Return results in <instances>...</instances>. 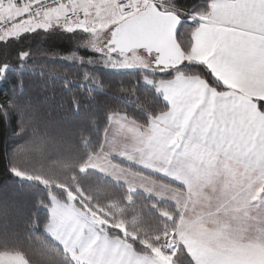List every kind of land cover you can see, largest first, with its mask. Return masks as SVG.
Listing matches in <instances>:
<instances>
[{
  "label": "trees",
  "instance_id": "trees-1",
  "mask_svg": "<svg viewBox=\"0 0 264 264\" xmlns=\"http://www.w3.org/2000/svg\"><path fill=\"white\" fill-rule=\"evenodd\" d=\"M172 2L201 15L209 10L210 0ZM53 13L58 21L0 40V68L7 67L0 78V251L20 253L28 264H78L45 229L49 195L68 200V190L76 189V203L82 192L92 205L105 206L107 221L118 210V217L127 219V234L136 237L135 247L143 250L142 234L162 238L176 228V205L131 192L98 172H82L81 165L100 149L112 114L146 125L168 109L156 85L145 82L147 77L156 82L183 73L201 76L218 90L226 87L195 61L165 73L108 68L104 49H92L87 32L64 25L62 14ZM198 24L185 20L179 29L184 54ZM258 102L264 109V100ZM16 170L37 179L20 177ZM108 231L123 233L110 225ZM174 261L194 264L182 244Z\"/></svg>",
  "mask_w": 264,
  "mask_h": 264
},
{
  "label": "crops",
  "instance_id": "crops-1",
  "mask_svg": "<svg viewBox=\"0 0 264 264\" xmlns=\"http://www.w3.org/2000/svg\"><path fill=\"white\" fill-rule=\"evenodd\" d=\"M209 11L198 17H208ZM203 28L199 22L185 59L204 64L226 89L218 90L197 75L178 73L159 79L156 87L168 109L151 120L148 132L120 115H112L105 144L109 145L120 128L122 132L132 128L141 141L138 147L129 148L138 159L126 158L128 162L180 181L185 193L192 190V185H201L206 196V188H218L222 191L218 203L225 202V188L233 182L228 195L232 213L217 214L227 219L232 243L218 237L219 244L207 240L202 248L214 249L207 255L219 264L222 259L228 264H264V109L258 102L264 100V49L231 63L217 64L205 55L208 42ZM153 193L174 201L167 193ZM48 231L56 234L57 229ZM0 264L28 262L20 253L0 252Z\"/></svg>",
  "mask_w": 264,
  "mask_h": 264
},
{
  "label": "rangeland",
  "instance_id": "rangeland-1",
  "mask_svg": "<svg viewBox=\"0 0 264 264\" xmlns=\"http://www.w3.org/2000/svg\"><path fill=\"white\" fill-rule=\"evenodd\" d=\"M149 1H154L164 11L176 12L183 18V21H194L200 16L198 13L188 12L175 6L172 0H132L127 6H119L118 0H83L73 6L79 14L80 26L77 28L87 32L89 36L87 43L92 49H104L106 53L105 63L108 68L115 70L142 68L157 73L174 70L173 68L156 66L153 63L156 54H148L144 49H135L130 52H107L106 46L113 27L144 8ZM22 12L21 8L12 5L2 6L0 8V21L6 20L7 17H16ZM55 15L56 13L50 12L39 19H28L20 24L12 23L3 29L4 31L2 30L0 40H7L26 30L46 27L49 22L58 21L55 19ZM63 24L66 25L65 21ZM6 69V65L0 68V78L3 77ZM145 82L156 85L152 77H147ZM112 115H120L134 123L139 129L142 128V132H148L151 121L144 125L121 113ZM109 125L110 121L108 127ZM121 129L116 131L114 138L109 139V145L105 144L104 138L100 149L90 154L83 162L80 167L81 171L98 172L126 185L131 192H144L154 196V191L161 195L171 193L169 190L175 191L168 194L174 201L164 200L175 204L180 213L176 228L170 234H164L162 238L152 234H142L141 237L145 239L144 241L141 240L144 249L142 250L140 247L137 249L136 244L133 243L136 237L127 234V219L119 218L118 210L113 213L116 218L109 222L105 218V206L101 208L94 204L93 206L90 199L81 195L82 192H80V203H76L74 197L77 193L76 189L74 192L68 190V200L61 199L57 193L49 195L50 216L45 226L46 232L56 242V239L61 241L58 243L64 248L66 254L78 264H186L174 261L180 244L185 247L194 264H219L215 258L207 255V252L212 254L214 249L202 248V243H207L209 240L214 245L219 244L218 237H223L222 240L226 244L232 243V230L228 226L227 219L221 218L217 214L218 211H223L222 214L232 213L233 204L228 195L231 194L234 183L230 181V186L225 188L229 192L223 194L225 195L224 203H218L222 191L220 192L215 187L206 188L208 189L207 196L205 195L206 191H203L204 188L200 187L201 185H192V190L185 193V187L180 181L165 174L139 168L128 162L126 158L132 161L138 159L136 153L131 152L134 149L130 150L129 148L138 147L141 139L137 134L138 132L132 128L124 132ZM142 141H144L143 138ZM16 174L23 178L37 179L19 170H16ZM108 205H110V210L114 209L115 204L108 203ZM132 223L134 224L135 221L133 220ZM109 225L113 229L122 230V235L111 234L108 231ZM55 227L57 229L56 234L48 231V228L52 230ZM221 264L228 263L222 259Z\"/></svg>",
  "mask_w": 264,
  "mask_h": 264
},
{
  "label": "snow or ice",
  "instance_id": "snow-or-ice-1",
  "mask_svg": "<svg viewBox=\"0 0 264 264\" xmlns=\"http://www.w3.org/2000/svg\"><path fill=\"white\" fill-rule=\"evenodd\" d=\"M209 10L208 17L197 18L204 25L208 60L227 64L264 49V3L210 0Z\"/></svg>",
  "mask_w": 264,
  "mask_h": 264
},
{
  "label": "water",
  "instance_id": "water-1",
  "mask_svg": "<svg viewBox=\"0 0 264 264\" xmlns=\"http://www.w3.org/2000/svg\"><path fill=\"white\" fill-rule=\"evenodd\" d=\"M183 19L174 11L162 10L154 1L117 23L111 30L106 48L109 52L144 49L156 54V66L179 68L185 54L178 41Z\"/></svg>",
  "mask_w": 264,
  "mask_h": 264
},
{
  "label": "built area",
  "instance_id": "built-area-1",
  "mask_svg": "<svg viewBox=\"0 0 264 264\" xmlns=\"http://www.w3.org/2000/svg\"><path fill=\"white\" fill-rule=\"evenodd\" d=\"M80 1L83 0H0V7L8 4L23 10L16 17H7L6 20L0 21V33L12 23L20 24L28 19H39L50 12H60L66 24L75 29L80 26V23L79 14L73 6ZM131 1L118 0V5L127 6Z\"/></svg>",
  "mask_w": 264,
  "mask_h": 264
},
{
  "label": "flooded vegetation",
  "instance_id": "flooded-vegetation-1",
  "mask_svg": "<svg viewBox=\"0 0 264 264\" xmlns=\"http://www.w3.org/2000/svg\"><path fill=\"white\" fill-rule=\"evenodd\" d=\"M156 57V56H155Z\"/></svg>",
  "mask_w": 264,
  "mask_h": 264
}]
</instances>
